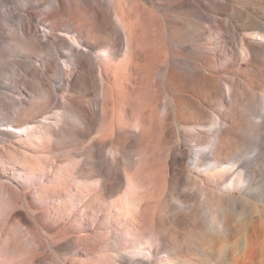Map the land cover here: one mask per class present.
<instances>
[{
    "label": "rangeland",
    "instance_id": "rangeland-1",
    "mask_svg": "<svg viewBox=\"0 0 264 264\" xmlns=\"http://www.w3.org/2000/svg\"><path fill=\"white\" fill-rule=\"evenodd\" d=\"M29 1H32L34 5L29 6L28 10L33 13L37 12V16L32 17L35 26L38 30L40 29L39 33L48 35L45 37L47 44L32 52V59L38 61L39 57H44V62L51 64L53 71L48 72L44 63L37 62L42 65L41 68L46 78H50L52 84L58 87L57 97L51 105L47 103L45 89L36 86L29 73L30 69L34 68V64L23 63L22 61L29 59L22 56L23 54L17 48V44H21L22 33L17 25L18 18L15 12L28 13L26 7L24 8L25 0H2L0 3V54L2 59H0V81L10 84V93L17 98L20 97L21 88L27 86L23 96L34 106L45 107L42 112L43 116L32 118L34 123H39L45 116L57 118V112L63 109V105L70 106L75 101L81 103L89 101L98 116L94 127L86 129L81 126V119L66 113L61 118L62 125L70 129H84L83 136H79V140L64 139L62 141L52 138L46 143L47 147L45 146L42 152L35 155L31 153L32 141L25 133H16L12 130L10 135L0 134V147H2L0 148V173H2L0 181L11 184L18 190L13 193V200H6L0 195V262L2 264H183L185 261L190 264H249L245 262L247 261L244 257L247 248L243 250V244L247 238L248 240L253 238L255 246L259 248L260 255H262V262L254 261L251 264H264V259H262L264 257V126L259 124L264 121V110L259 105L261 104L259 95L264 92V56L249 69L241 53L235 65L231 64L229 60L232 59L233 52L221 47L217 34L223 24L229 27V20L232 16L239 28L237 32L229 28L228 39L234 41L235 46L238 47L248 18L231 13L232 10L222 12L201 8L197 13L175 5L168 10V8H162L161 5L162 2L165 3V0H121L126 6L130 5L126 16L134 31L133 42L137 44V48L139 47V57H141V61L136 62L137 70L133 69V66L136 67L134 63L126 70L128 36L114 8L111 9L112 19L108 17L111 23L110 30L102 33V39L88 38L90 43L101 45L109 40L106 38L107 35H112L109 37L114 39L113 45L117 54L115 60L109 61L102 55L100 46H96L93 50L80 46L78 42L82 40L75 32L61 33L62 38L54 36L55 31L50 29V24L54 19L47 15L54 0ZM68 1L65 0L69 18L63 20V29L68 27L69 19L72 22L73 0ZM98 1L102 2L103 15H109V5L114 4V0ZM166 1L170 2V0ZM171 1H173L170 2L171 4L179 2V0ZM211 1L200 0V4ZM231 1L232 6L247 9L250 14L253 13L255 7L264 11V0ZM162 9H166L165 12ZM77 12L81 15L80 17H86L91 22L97 23V16L93 12L87 13L81 9ZM173 16L185 18L184 23L187 30L184 36L185 47L177 48L179 57L182 58L179 65L183 69L191 71L196 63L203 64L207 73L210 69L215 70L222 82L231 80L237 88L247 87L249 90L244 92V97L251 100V106L247 109L246 115L250 120L251 129L245 136L244 154L246 156L242 154L241 157L244 156L243 169H247L245 178L252 182L254 189L247 191L244 185L236 190H231L227 185L220 186L216 183L209 185L211 192L225 194L223 202L234 211L232 222L234 230L229 233L213 229L212 217L210 218L212 214L208 209L210 206L202 203L203 197L200 190H197L200 188V183L195 179L197 172H194V165H191L197 153L203 155L206 161L213 159L209 147H206V142L214 139L218 129L228 125L224 115L220 118L217 114V111H229L224 97L226 87H223L220 93L209 87H203L196 94L190 93L195 102L188 101L186 107L195 115L202 112V107L206 110L203 126L200 125L193 129V125L180 124L173 117L161 113L170 95L158 71V65L164 60L169 48L165 19L173 18ZM117 33L115 37L114 34ZM82 37L87 38V33H83ZM78 38L79 41H76ZM103 47L110 48L107 45ZM72 49L78 52L90 67L92 66L96 77L98 76L97 84L94 83V91L88 90V85L78 86L79 89L69 87L70 77L67 68L70 67L66 65L63 53L69 54ZM207 58H212V60L207 61ZM115 70L119 73L116 91L113 90L114 79L112 77ZM223 86L226 84L224 83ZM90 91L95 94L93 95ZM104 92L109 96L115 94V103L110 102L108 108L111 113L113 106L114 113L113 115L111 113L106 122L107 136H116L118 132L121 133L127 142L126 150L139 154L142 159L139 162V157H135L134 168L122 164V176L118 175V179H115L112 186L108 188L99 183L98 176H91L88 179L80 178L75 155L83 147L89 146L93 138L95 140L99 136V131L105 123L103 116L101 117L104 113L102 102ZM97 97L100 98L99 105L95 104ZM2 112L0 106V115ZM215 118L220 119L213 125ZM136 120L143 123L142 132L136 128L133 131ZM2 128L0 121V129ZM193 138H196L198 142ZM204 138L206 141L203 140ZM97 142L100 147L103 146L102 141ZM8 144L13 145V148L8 150L3 148ZM112 146L119 147L118 144H110L105 149L103 148L108 161L112 160V155L108 151ZM178 149L188 151L185 162L186 167L189 166V173L184 175L179 183L174 184L167 169V154L171 151L180 154ZM195 149L198 150L195 151ZM126 169L134 174L136 183L139 185L136 191L138 196L142 197L143 207L139 211L140 227L138 226L136 230L127 227L126 221L118 214L119 205L126 206L130 195V180ZM213 180H218V178L214 177ZM64 187L67 189L66 193L62 192ZM84 187H88L93 195V203L86 208L87 215H84L82 210L77 211L78 208L70 207L69 204L63 205L68 195L82 197L81 189ZM88 199L89 197L85 201ZM192 208L200 210V224L204 230L200 231V225L198 227L200 230H198L204 237L206 235L209 238L213 237V242L204 244L202 248L198 245L194 249L185 250L176 244L157 240L159 229L156 220L160 213H164L166 220L168 219V227L172 225L183 233L188 231L191 225L185 222V219L183 220L182 214L188 213ZM95 211L99 212L97 217L94 216ZM109 212L110 216H108ZM35 215L40 223L36 228L30 223ZM144 217H147L146 220ZM127 228L133 231L134 237H138L135 242L128 241L131 235ZM39 240L43 242V245H40ZM139 240L146 243L145 247L154 249L155 255L145 256L141 252L132 253L136 250ZM119 251H124L125 257H121L118 254ZM146 252L148 254V251Z\"/></svg>",
    "mask_w": 264,
    "mask_h": 264
},
{
    "label": "bare ground",
    "instance_id": "bare-ground-1",
    "mask_svg": "<svg viewBox=\"0 0 264 264\" xmlns=\"http://www.w3.org/2000/svg\"><path fill=\"white\" fill-rule=\"evenodd\" d=\"M1 1L2 0H0V3ZM67 2L69 1L67 0ZM170 2L173 1L170 0ZM170 2L165 0V3L162 2V4L161 3L160 4L163 6L162 8L165 7L168 8V10L169 8L174 7V5L177 7H184L189 11L197 12V13H199L201 8L204 10H210V11L219 10L222 12L232 10L231 13L241 15L242 17H247L248 21L243 27L244 33L240 36L238 47L235 46L234 41L228 39V29L230 28L232 31L237 32V29L239 28L235 24V19L232 18V16L231 19L229 20V27L223 24L219 32L217 33L219 35L220 45L223 49L225 50L230 49L231 53L233 52L232 59L229 60L231 64L235 63V61L238 59L239 53H241L243 55V58L247 62V69L253 66L254 63L258 61V59L264 56V11L261 8L259 7L253 8L252 11L253 13L250 14L248 13L247 9L232 6L231 0H224V1L212 0L210 3H205V4L204 3L200 4V0H179L177 4H171ZM23 3H24V8L26 7L28 13L25 14L23 13L24 11L15 12L16 17L18 18L17 25L20 28V32L22 33L20 37L21 44H17V48L18 51L21 54H23L22 56L29 59L26 61H22L23 63L34 64L33 65L34 68H31L29 73L32 76L33 82L36 84V86H41L45 89L47 95V103H50L51 105L52 102L57 97L58 87H55L52 84V82L49 80L50 78L49 79L46 78L44 74V70L41 68L42 65L38 64L37 62L41 61L42 63H44V67L48 72L53 71L51 68V64L49 62H44V57H39L38 61L32 59L33 57L32 52H34L35 50H39V48L47 44L45 41V37L48 35L46 33L45 34L39 33L40 29L39 30L37 29V27L35 26L32 20L33 16L34 17L37 16V12L34 11L33 13L28 10L29 6H31L33 2L29 0H25V2ZM129 6H130L129 4H127V6L125 3L123 4L121 0H114V4L109 5L110 7L109 8L110 16H109L108 14L103 15L104 12L102 11V7H103L102 2L98 0H73L71 5L72 8L71 13H73L72 22H70L69 19V23L67 24L68 27L65 29L62 28V25L64 24L63 20L65 18H69V13L67 12L66 9L65 0H54L51 3V9L49 12H47V15H49L54 19V21H52L53 23L50 24L51 25L50 29L55 31L53 32L54 36L56 35L62 38V36L60 35L61 33L75 32L78 35V37H80L82 40V42L79 41V38L76 40L79 41L78 44L80 43L79 44L80 46H86V48L88 47V49H92V50L95 49L96 46H100L102 55H104L107 60L113 61L115 60L117 51L115 46L113 45L115 43L113 41L114 39H112V37H109L112 35L109 36L107 35L106 38H108L109 40L107 41V43L101 45L92 42L90 43L88 38L94 37L96 39H102L103 38L102 33L110 30L111 23L108 17L112 19L111 9L114 8L119 18V21L123 25L126 34L128 36V46L126 51L128 55L126 58L127 65L125 69L128 70V67H132L133 65L132 63H134L136 67L133 66V69L137 70L138 64L136 65V62H140L141 57H139L140 56L139 47L137 48V44L133 42L134 31L130 26L128 17L126 16L127 9ZM79 9L87 13L93 12L95 16H97L98 19L97 23L95 24L91 22L86 17H80L81 15H79L77 12ZM162 10H164L165 12L166 9H162ZM12 11L14 12V10ZM79 18H80V22H79ZM176 18L177 17L173 16V18L165 19L168 28L167 43L169 44V48H168L169 50L167 49L164 60L160 62V64L158 65L159 67L158 71L162 76V80L164 82L166 89L169 92L170 97H169V101L167 99V102L163 106L164 107L162 110L163 112L161 113H164L163 115L173 117L180 124L193 125L194 126L193 129H195L204 123L205 120L203 121V119L206 110L202 107L201 109L202 112L199 115H195L192 114V112L187 109L186 104L188 101L195 102L194 97H192L190 93L196 94V92L201 91L203 87H209L217 91V93H220L222 92L223 87H226L225 90L226 94L224 95V97L225 100L227 101L229 111H224V112L217 110L216 111L217 114L220 116V118L223 117L224 115V117L227 119L228 125L225 128L218 129L214 136V139L212 140L210 139L211 141L208 140L209 142H206L207 143L206 147H209L210 149L209 151L211 152L213 159H211L212 161H206V159L202 157L203 155L201 156L200 154L197 153L196 158L194 159V162L191 165H194L195 168L194 172H197L195 179L197 182L200 183V188H198L197 190L198 191L200 190L199 192L203 197L202 203H207V206L209 205L211 208L210 209L206 206L210 211L208 212L212 214L210 218L212 217L211 220L213 221V227H214L213 229L214 230L216 229L217 231L223 230V232L229 233L234 230V224L232 223L234 220V215H233L234 211L223 202L225 194H219L215 191L211 192L209 185L212 183L219 184L220 186L227 185L231 188V190H236L240 186L244 185L243 187H245L247 191L248 190L252 191L254 189L252 182L245 178V173L247 169L245 168L243 169L242 162L244 156L241 157L245 151L244 150V145L246 142L245 136L251 129L249 124L250 120H248L246 116L247 109L250 108L251 106V100L246 99L244 97V92L246 91L248 92L249 90L247 87H243L242 89L237 88L235 86V83L231 80L227 82L223 81L226 84V86H223L224 83L222 82V79L217 75L218 73H216L215 70L213 69H210L209 72L207 73L203 68V64L201 65L196 63L194 69L191 71L183 69L179 65V62L182 60V58L179 57V52L177 48L183 49L185 47L184 45L185 42L184 36L186 30L184 23L185 18L184 17L177 19ZM105 19H108L109 21ZM92 26L94 28H92ZM85 32L87 33V38L82 37L83 33ZM114 35L116 37L118 33ZM106 45L109 46L110 48L103 47ZM63 56H64V60L66 58L65 60L66 65L70 67L67 68L69 69L68 75L70 77V79L68 78L69 87L75 88L81 85H88L89 86L88 90H93L94 83H96V78H98V76L96 77L95 71L91 68L92 66L90 67L87 64V62L83 59V57H81L79 53L76 52L74 49H72V51L69 54L63 53ZM0 59H1V54H0ZM209 60H212V58H207V61ZM118 75L119 73L117 70L113 71L112 77L114 79V86H113L114 91H116V82L119 78ZM27 81H29V79ZM25 87L21 88V90L19 91L20 97L17 98L10 93L9 89L11 88V85L6 84L2 80L0 81V106L3 111L2 114L0 115V121L3 127L2 129H0V134L10 135L12 133L11 132L12 130H14L16 133H25L29 137V140L32 141L33 148L31 153L33 155L42 152L45 149L48 140L50 141L52 138H56L62 141L64 139L79 140V136L81 135L83 136L84 129H80V128L70 129L62 125L61 118L66 113L73 117L81 119L80 121L82 127L86 129H90V128L92 129V127H94L96 123L95 121H97L96 117L98 115L96 116L97 112L95 108L90 106L89 101H85L83 103L75 101L72 105L70 104V106L63 105V109L57 112V118H55L54 116L52 117L45 116L42 120L39 121V123H34L32 121V118L43 116L42 112L45 109V107H36L31 102H29V100L25 96H23V92L26 90ZM77 89H79V87ZM84 89L86 90L87 88ZM259 96H260L259 103L262 104L259 105L260 107L262 106L261 108H263L262 110H264V92H262ZM98 97L95 98L96 99L95 104L97 105H99V99H100ZM102 102H103L104 113L101 114V117L103 116L105 123H103L99 131V136L95 140L93 138V141L89 146L83 147L81 150L77 151L75 155L77 157L76 164H77L78 172L80 173L79 177L88 179L91 176H98L99 183L104 185L105 188H108L112 186L113 181L115 179L116 180L118 179L117 178L118 175L122 176L123 173L122 164L129 166V168H134L135 157L136 156L139 157L138 159L139 162H141L142 159L139 154H136L134 152L130 153L126 150L127 142L126 140L123 139L124 137L122 136L121 133L118 132L116 136H111V137L107 136L108 131L107 128H105L107 126L106 122H108L111 113L112 115L114 113L113 106L111 107V113L108 111V108L110 102H112L113 104L115 103V94L112 96L105 94ZM199 105L201 107V103H199ZM220 118L217 119L215 118V120L213 121V125L216 124L218 119ZM257 124L255 126H257ZM259 124L261 126H264V121L262 123L259 122ZM135 128L136 130L139 129V131L142 132L143 123L140 120H136L134 122L133 131H135ZM208 137L207 139H209ZM203 140H205V138ZM97 141H102L101 145L103 146L100 147ZM110 144H118L119 147L116 148L112 146L109 148L108 151L112 155L111 158L112 160L108 161L107 160L108 158H106L107 156L104 155L103 150L105 149V147H108ZM79 145L81 144L79 143ZM3 148H6V150L12 149L13 145L11 144L4 145ZM178 150H180V154H177L175 151H171L167 154V169L170 173V176L172 177L174 184L179 183L182 177L184 175H188L189 173V169H188L189 166L186 167V162H185V158L188 154L187 153L188 151L181 149ZM197 150L195 149V151ZM244 155L246 156V154ZM21 164L26 166L23 162H21ZM180 166H182V168H180ZM139 168L140 167L138 165L137 169L139 170ZM126 173L130 180L129 181L130 195L128 196L126 206L124 204H120L121 206L119 205L118 214L120 215L121 219L126 221L127 227L136 230L138 229V226L140 227L139 211H141L143 207V205H141L142 197L141 196L139 197L136 191V189L139 188V185L136 183L134 174L130 173V171H128L127 169H126ZM139 173L140 172H138V174ZM1 174L2 173H0V175ZM214 177H217L218 180H213ZM63 191L66 193L67 189L64 187L62 188V192ZM81 191L83 192L82 197L68 195L67 200L63 202V205L69 204L70 207L78 208L77 211L82 210L84 212V215H87L86 208H88V206L93 203V195L91 194V190L88 187L82 188ZM16 192H18V190H16L11 184L0 181V195L2 196V198L6 200H13L14 197L13 193ZM87 197H89V199L85 201ZM110 212L108 216L111 215ZM98 213H99L98 211H95L94 216L97 217ZM182 217L183 220L184 219L186 220L185 222L187 223L189 222L191 225L190 229H188V231L183 233L178 231L176 229L177 227L175 228L172 225L168 227L167 225L168 219L166 220V216L164 215V213H160L156 220L159 229L157 233L158 235L157 240H161V242L164 243L170 242L176 244L177 246L185 250H190L191 248L194 249L195 246L198 245L202 248L204 244L214 241L212 236H210L212 238L207 237V235L206 237H204L203 234L200 232L204 230V228L202 229V226L200 224L201 218H200L199 208H192L190 211H188V213L182 214ZM145 218L147 217H144V219ZM37 219H38L37 215H35L34 218L30 220V223L33 225L34 228H36V226L39 227L40 225ZM173 225H175V223ZM199 225L201 226V230L198 228ZM129 228L127 229L131 237L129 238L128 241L135 242L138 239V237H134V234H132L133 231H131V229ZM39 242L40 245H43V242L41 240H39ZM144 245H146V243L142 240H139V243L136 244V250L135 251L133 250L132 253L141 252L145 256L155 255L154 249H152L151 247L149 248L145 247ZM245 249L246 251L244 257L245 259H247V261H245L246 263L251 264L254 261L259 263L261 261L262 255H260L259 248L255 246V241L253 238H250L249 240L248 238L246 239V241L243 244V250ZM144 251L145 252L148 251V254L147 252L145 253ZM118 254L121 257H125L126 255L124 251H119ZM4 257L6 258V256ZM262 259H264V257ZM0 264H2V262H0ZM183 264H190V263L183 261Z\"/></svg>",
    "mask_w": 264,
    "mask_h": 264
}]
</instances>
